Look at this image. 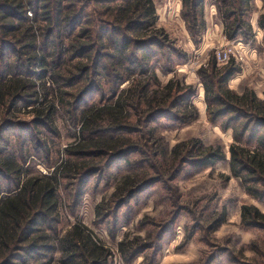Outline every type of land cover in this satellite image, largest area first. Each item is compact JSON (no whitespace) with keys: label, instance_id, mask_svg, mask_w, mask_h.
Masks as SVG:
<instances>
[{"label":"trees","instance_id":"16d2710c","mask_svg":"<svg viewBox=\"0 0 264 264\" xmlns=\"http://www.w3.org/2000/svg\"><path fill=\"white\" fill-rule=\"evenodd\" d=\"M182 2L187 30L197 44L206 30L205 0ZM215 4L228 39L241 34L252 39L253 0H215ZM156 22L154 0H0V179L7 182L5 186L0 183V194L5 193L0 199V264H107L109 248L92 229L77 220L62 233V189L72 187L67 198L76 207L87 181L105 168L106 161L113 164L120 157L126 161L127 154L141 152L128 137L134 132V121L147 128L159 119L188 125L199 115L192 100L196 94L193 85L174 77L160 87L151 65L156 50L167 48L169 61L180 54L168 45L167 36L156 28ZM258 25L264 29V13L259 15ZM167 70L171 72L172 67ZM238 71L233 60L220 68L213 58L198 75L208 120L223 131L233 132L229 148L232 176L241 180L249 194L261 197L264 98L250 87L235 90L228 86ZM104 76L112 85V97L102 98L96 106L86 104L83 96ZM38 81H42L46 96L49 86L60 85L59 104L71 109L79 127V141L65 150V159L52 172L24 177L28 158L23 154L25 144H20V156L16 149L9 152L11 141L4 134L17 124L12 115L15 108L40 102ZM127 81V88L120 89ZM83 82H87L84 88L74 92L75 85ZM56 107L51 103L46 111L36 109L34 118L38 123L51 124ZM119 109L126 115L122 117ZM154 134V130L144 131L138 142L141 144L148 136L150 143L157 144ZM159 156L167 160L166 165L127 161L128 173L112 196L113 211L176 171L181 161L197 158L194 162L198 165L213 167L227 160L222 147L204 148L200 140L178 143L170 151L164 147L155 152V157ZM100 209L99 204V215ZM242 216L247 227H259V220L264 219L256 206L249 205L243 206ZM225 219L222 216L214 220L211 229L216 230ZM127 241L119 243L126 262L150 248L139 246L137 238Z\"/></svg>","mask_w":264,"mask_h":264},{"label":"rangeland","instance_id":"374dc122","mask_svg":"<svg viewBox=\"0 0 264 264\" xmlns=\"http://www.w3.org/2000/svg\"><path fill=\"white\" fill-rule=\"evenodd\" d=\"M253 1L255 8L250 23L256 27L255 19L264 13V0ZM154 2L157 8L156 28L164 31L168 45L180 55L172 54L170 63L167 48L156 50L158 54L152 60V68L160 79V87L174 77L193 85L196 94L192 100L199 115L188 125L159 119L147 128L134 121V132L128 137L132 145H139L141 152L127 154L124 156L126 161L122 160L123 157L117 158L113 164L106 161L105 168L87 181L76 207L67 198L72 187L64 186L60 193V229L64 234L77 220L92 229L109 248L111 255L107 264H264V219L259 220V227H247L242 216L244 205L256 206L264 214V195L256 197L249 194L241 180L232 176L229 148L233 132L223 131L208 120L204 88L198 75L199 69L208 67L213 58L218 63V51L232 50L227 63H218L221 68L233 60L239 68L228 86L235 90L250 87L264 98V36L253 28L254 36L250 40L243 34L236 39H228L215 0H205L206 30L202 40L196 44L182 16V0ZM169 67H172L171 72L167 70ZM47 81L50 85L51 79ZM38 83L40 102L15 108L12 115L16 117L14 122L17 124L4 134V138L11 141L9 152L16 149L20 156V144H25L23 154L28 158L23 167L24 177L52 172L65 159V150L79 141V127L72 119L71 109L66 110L59 104L60 85L49 86L51 89L46 96V91L41 89L42 81ZM86 83L76 84L73 91L84 88ZM108 83L106 76L99 84L96 81L95 89L89 90L86 97L82 95L84 102L96 106L102 98H111L113 88ZM128 85L129 81L121 84L120 89H126ZM101 87L106 92L100 91ZM51 103L57 105L51 124L38 123L34 118L37 116L35 110L46 111ZM120 113L122 117L126 115L123 110ZM148 130H154L157 144L150 143L148 136L141 144L138 142L139 135ZM193 140H200L204 148L222 147L227 160L213 167L198 165L194 162L197 158L190 162L181 161L175 172H170L163 180L137 193L125 206L113 211L112 196L122 176L128 173L127 161L148 160L156 167L166 165L167 160L161 156L156 158L155 152L164 147L170 151L178 143ZM168 158L171 160L170 155ZM0 183L5 186L7 182L1 178ZM3 197L5 193L0 194V199ZM99 204L102 207L100 215L97 211ZM222 216H225V222L216 230L211 229L213 221ZM136 238L139 246L150 248L126 262L119 243ZM59 255L57 253L56 257Z\"/></svg>","mask_w":264,"mask_h":264},{"label":"built area","instance_id":"2783aa9c","mask_svg":"<svg viewBox=\"0 0 264 264\" xmlns=\"http://www.w3.org/2000/svg\"><path fill=\"white\" fill-rule=\"evenodd\" d=\"M230 54H232V50L218 51L216 55L218 63H224V62L227 63L230 60V57H231ZM240 59L242 60L243 57L240 56Z\"/></svg>","mask_w":264,"mask_h":264},{"label":"crops","instance_id":"0c3cea01","mask_svg":"<svg viewBox=\"0 0 264 264\" xmlns=\"http://www.w3.org/2000/svg\"><path fill=\"white\" fill-rule=\"evenodd\" d=\"M258 18H259V17H258ZM258 18L255 19L256 27H255V25L253 24V22H252V26H253L254 30H256V32H257V30H258V34L261 33V34H262L261 36H264V29H263V28H260L259 25H258ZM257 37H259V36L257 35Z\"/></svg>","mask_w":264,"mask_h":264}]
</instances>
